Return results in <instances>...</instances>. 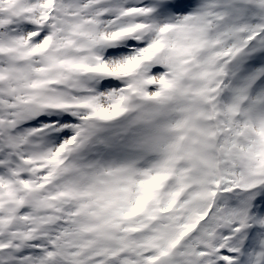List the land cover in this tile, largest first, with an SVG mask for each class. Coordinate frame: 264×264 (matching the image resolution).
<instances>
[{
  "label": "snow or ice",
  "instance_id": "snow-or-ice-1",
  "mask_svg": "<svg viewBox=\"0 0 264 264\" xmlns=\"http://www.w3.org/2000/svg\"><path fill=\"white\" fill-rule=\"evenodd\" d=\"M0 264H264V0H0Z\"/></svg>",
  "mask_w": 264,
  "mask_h": 264
}]
</instances>
